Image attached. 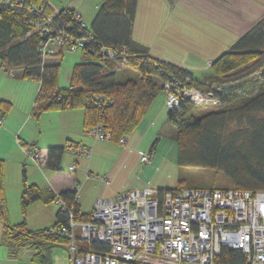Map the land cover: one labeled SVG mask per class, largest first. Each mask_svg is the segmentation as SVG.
<instances>
[{
    "label": "trees",
    "instance_id": "1",
    "mask_svg": "<svg viewBox=\"0 0 264 264\" xmlns=\"http://www.w3.org/2000/svg\"><path fill=\"white\" fill-rule=\"evenodd\" d=\"M0 0V62L9 70L18 69L24 78L40 79L33 110L45 111L73 108L84 110L85 130L101 125L111 134L112 142L128 138L147 115L161 93L164 80L192 77V72L156 59L147 46L132 39L133 22L138 0H102L90 24L98 49L105 46L125 52L127 62L100 58L99 53L82 50V57L71 70L67 86H59V73L65 51L59 50L50 61L42 64L38 53V33L31 30L29 20L55 14L50 0ZM76 10L61 9L56 13L64 21H73ZM210 73L193 79V84L212 91L221 101L218 108L201 109L181 100L177 109H167V119L176 128L178 164L213 171V176L195 187L201 189H234L264 191V18L246 32L231 49L210 65ZM12 102L0 98V119L11 110ZM237 123L239 132L233 128ZM1 127V124H0ZM153 145L150 152L155 149ZM65 146L47 149L45 167L59 170ZM21 211L23 220L11 224L7 217L5 163L0 158V245L15 258L22 250L33 251L31 259L38 264H54L53 251L65 247L69 239L55 232L57 227H70V222H89L90 211L83 212L74 188L60 194L49 193L37 184H30L23 169ZM158 190L161 199L165 192ZM66 204L56 212L51 228L31 229L26 221L27 208L43 199L54 203L57 197ZM79 234V229L77 230ZM92 250L108 249L92 242ZM217 264H248L241 250L222 248L215 258Z\"/></svg>",
    "mask_w": 264,
    "mask_h": 264
},
{
    "label": "built area",
    "instance_id": "2",
    "mask_svg": "<svg viewBox=\"0 0 264 264\" xmlns=\"http://www.w3.org/2000/svg\"><path fill=\"white\" fill-rule=\"evenodd\" d=\"M41 11L42 17L28 21L32 26L27 35L38 33L42 64L59 50H87L121 65L127 62L125 52L105 46L96 49L94 35L80 11L76 10L69 22L56 13ZM161 92L167 109H177L182 99L196 106L221 104L213 90L200 88L188 76L164 80ZM88 135L112 143L110 132L100 124L88 130ZM118 142L124 144L126 138L121 137ZM21 144L26 156L39 167L46 166L45 147ZM65 150L79 156L86 153L75 140L68 141ZM141 162L151 164L152 157L142 152ZM73 170L74 165L68 168ZM101 178L108 184L105 177ZM158 193L154 188L131 189L109 199L98 198L89 222L71 221L70 227H57L55 232L69 239L71 264H217L215 258L224 247L241 250L248 264H264L263 190L184 187L165 192L161 199ZM54 204L66 207L59 196ZM92 242L107 245L108 249L94 251Z\"/></svg>",
    "mask_w": 264,
    "mask_h": 264
},
{
    "label": "crops",
    "instance_id": "3",
    "mask_svg": "<svg viewBox=\"0 0 264 264\" xmlns=\"http://www.w3.org/2000/svg\"><path fill=\"white\" fill-rule=\"evenodd\" d=\"M49 2L51 5V0ZM51 7L54 10L52 5ZM64 8L80 11L83 18L82 11L74 6L59 7L54 11L57 13ZM135 17L132 39L147 46L156 59L190 70L194 79L201 80V77L210 73L213 61L231 49L234 43L264 18V0H138ZM8 71L0 62V98L12 102L11 110L3 117L0 127V158L5 163L4 185L8 221L13 224L23 220L20 206L23 190L22 169L25 170L28 183L48 189L54 195L74 188L78 203L89 182L100 186L95 202L102 196L105 197L102 199H109L111 196L120 195L113 189L116 182L113 170L103 175L98 171H107L103 162L112 148L105 141L85 133L84 110L73 108L35 114L33 106L40 89V79L29 78L34 91L27 98L26 93L19 87L21 81H15L18 77L25 78L20 72L16 75L14 70ZM164 109L165 102L161 95L155 106L151 105L148 109L134 134H131L132 138H126L124 145L134 139H137L135 145L139 146V139L140 144H148L158 133H154V127L158 126V118L162 116ZM70 140H75L86 149L85 155L77 157L70 153L67 156V150L64 149L60 169L54 171L47 167L41 168L34 161H28L21 144H35L48 149L53 146L64 147ZM64 156L73 162V172L66 170ZM97 162L102 163L100 168ZM77 169L83 170V174ZM101 177H105L108 184ZM80 204L82 209V203ZM93 207L94 205L90 212ZM59 208L58 204L47 203L43 199L35 201L26 211L28 226L31 229L51 228ZM82 211L86 212L83 209ZM2 230L0 222V237ZM1 248L0 245V264H38L31 259V249L22 250L17 257L11 258L8 250L1 252Z\"/></svg>",
    "mask_w": 264,
    "mask_h": 264
},
{
    "label": "rangeland",
    "instance_id": "4",
    "mask_svg": "<svg viewBox=\"0 0 264 264\" xmlns=\"http://www.w3.org/2000/svg\"><path fill=\"white\" fill-rule=\"evenodd\" d=\"M101 0H51V5L54 10H57L59 7H68L74 6L77 9H80L83 13V20L85 23L90 26L94 16L98 12V6L100 5ZM82 51V50H81ZM65 52L64 57L61 62L60 77H59V86H67L71 77V70L76 62H79L82 57V52ZM9 70V69H8ZM10 71V70H9ZM8 71V72H9ZM7 72V73H8ZM16 75L19 74V70L14 69ZM5 73V72H4ZM200 80V79H197ZM15 81H21L19 87L23 89L26 93L27 98H30L34 88L31 87L28 79H22L18 77ZM37 86V83H36ZM1 88V85H0ZM201 88V87H200ZM2 89V88H1ZM14 89V88H13ZM204 89V88H203ZM20 91V88L18 89ZM205 90V89H204ZM164 95L161 92L158 97L153 102L155 106L158 99ZM201 109H214L218 106H210L207 104L197 105ZM156 108V107H155ZM158 126L154 127V133H157L156 136H153L150 142L135 145L134 139L132 142L120 144L119 142L107 143L108 146H111L112 149L108 152V155L105 157L106 160L103 162L106 165L107 171H102L98 169L100 175L109 173L112 169L114 174V183L113 189L118 193H126L132 189H144V188H154L156 190H167V189H176L181 186L184 187H193L197 184H202L205 179H209L213 176V171L203 170L200 168H190L185 166H180L178 164V155L177 150L178 146L176 145V128L173 123L169 122L167 119V107L165 103V109L162 116L158 118ZM237 123L233 126L235 128ZM85 133L88 135V130H85ZM134 134V133H133ZM89 136V135H88ZM128 138H132L130 135ZM67 143V142H66ZM155 144V149L151 151L153 145ZM23 148V146H22ZM42 148V147H40ZM142 152L152 157V164H144L140 162ZM26 154V153H25ZM65 155H70L66 151ZM76 155V154H75ZM26 156V155H25ZM64 156V166L66 170L68 165H72V161H69L70 158ZM80 157L79 155H76ZM27 160L33 162V159H30L26 156ZM70 163V164H69ZM99 168L101 162H97ZM102 168V167H101ZM78 170V169H77ZM79 173L83 174V170H78ZM97 171V172H98ZM23 172V169H22ZM127 186V187H125ZM99 184L94 185L92 182H89L88 186L85 188L83 193L80 196V203H82V209L86 212L90 211L92 205H95L96 194L99 192ZM134 187V188H133ZM112 197V196H111ZM105 198V197H100ZM110 198V197H109ZM29 227V226H28ZM31 228V227H30ZM34 227L33 229H35ZM78 235V239L80 235ZM6 251V247L1 248V252ZM52 258H54V264H71L69 257V251L65 247L56 248L53 251Z\"/></svg>",
    "mask_w": 264,
    "mask_h": 264
},
{
    "label": "flooded vegetation",
    "instance_id": "5",
    "mask_svg": "<svg viewBox=\"0 0 264 264\" xmlns=\"http://www.w3.org/2000/svg\"><path fill=\"white\" fill-rule=\"evenodd\" d=\"M240 129H241L240 126H237V127L235 128V130H236L237 132H239Z\"/></svg>",
    "mask_w": 264,
    "mask_h": 264
}]
</instances>
